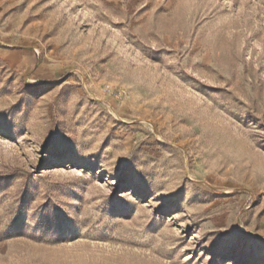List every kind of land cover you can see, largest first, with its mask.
Masks as SVG:
<instances>
[{"label":"rangeland","instance_id":"rangeland-1","mask_svg":"<svg viewBox=\"0 0 264 264\" xmlns=\"http://www.w3.org/2000/svg\"><path fill=\"white\" fill-rule=\"evenodd\" d=\"M0 264H264V0H0Z\"/></svg>","mask_w":264,"mask_h":264}]
</instances>
